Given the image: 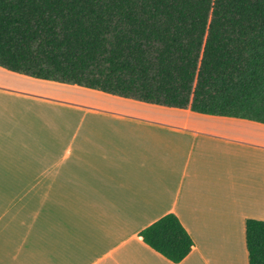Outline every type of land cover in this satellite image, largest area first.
Segmentation results:
<instances>
[{
    "label": "crops",
    "instance_id": "1",
    "mask_svg": "<svg viewBox=\"0 0 264 264\" xmlns=\"http://www.w3.org/2000/svg\"><path fill=\"white\" fill-rule=\"evenodd\" d=\"M174 214L172 263L140 233ZM264 221V124L0 67V264H248Z\"/></svg>",
    "mask_w": 264,
    "mask_h": 264
},
{
    "label": "trees",
    "instance_id": "2",
    "mask_svg": "<svg viewBox=\"0 0 264 264\" xmlns=\"http://www.w3.org/2000/svg\"><path fill=\"white\" fill-rule=\"evenodd\" d=\"M0 67L264 124V0H0ZM140 236L172 263L193 247L174 214ZM245 243L264 264V221H245Z\"/></svg>",
    "mask_w": 264,
    "mask_h": 264
}]
</instances>
